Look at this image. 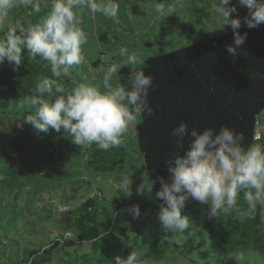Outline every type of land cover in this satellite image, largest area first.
<instances>
[{"label":"rangeland","instance_id":"374dc122","mask_svg":"<svg viewBox=\"0 0 264 264\" xmlns=\"http://www.w3.org/2000/svg\"><path fill=\"white\" fill-rule=\"evenodd\" d=\"M35 2L40 5L39 13L23 6L12 9L0 34L7 31L9 25L35 24L45 16L51 0ZM155 2H163L174 11L166 16L158 14ZM215 2L117 0L118 22L92 13L87 7L77 9L87 40L81 46L84 60L79 66H72L67 77H62V86L66 91L79 83L102 87L106 68L123 59L119 56L121 47L145 59L187 45L189 25L210 35L231 29L218 28L220 17L212 7ZM232 2L235 4L236 0ZM247 14L246 7L237 6V13L233 15L243 18ZM112 82H119L117 76ZM28 97L0 87V264H17L30 250L47 246L55 237L74 236L75 231L66 222L65 214L90 197L96 200L99 208L98 228L109 233L116 244L114 257H126L136 251L141 256V264H264V256L253 252L217 253L214 241L198 221V215L208 205L192 199L186 202L181 213L189 217L191 232L175 234L177 246L168 243L173 252L166 253L161 260L146 257V248L140 243L138 233L151 229L166 242L171 241V234L162 229L156 203L136 193L142 179L147 182L148 177L137 148L134 126L131 125L123 137L126 157L112 171L98 172L87 164L92 151L98 148L96 144L80 147L63 130L60 133L51 129L47 133L37 132L24 121L35 110L25 102ZM258 131L262 141L255 144L264 145V112L260 115ZM125 177L131 180V197H125L118 189ZM133 205L139 206L138 217L129 211ZM66 251L68 255L62 253V259L56 264H65L63 259L79 264L77 256L90 254L91 247L86 242H78ZM108 261L101 264H108Z\"/></svg>","mask_w":264,"mask_h":264},{"label":"clouds","instance_id":"9594fccd","mask_svg":"<svg viewBox=\"0 0 264 264\" xmlns=\"http://www.w3.org/2000/svg\"><path fill=\"white\" fill-rule=\"evenodd\" d=\"M20 6L40 12L35 0H0V28L11 10ZM237 6L246 7L248 14L243 18L234 16ZM82 7L118 22L117 0H51L50 10L37 23L17 22L0 34V64L7 60L14 71L18 70L25 50L29 58L46 61L51 77L36 79L32 95L25 101L35 110L24 121L37 132L63 130L77 146L94 143L107 151L122 145L131 125L152 115L148 93L153 87V77L145 73L144 60L138 53L121 47L119 56L123 59L106 68L102 87L79 83L66 91L58 81L84 60L81 46L87 40L77 12ZM212 7L220 17L218 28L232 30L233 43L225 46L230 56H235L246 41L247 33L239 32L242 20L249 29L264 24V0H236L235 4L232 0H216ZM154 9L165 16L174 11L163 2H155ZM123 66L129 69L126 83L113 84ZM171 136L178 148L183 147L185 137L190 140L183 154L174 155L168 162L170 181L161 178V187L156 192L163 201L158 218L166 234L191 232L189 217L181 214L189 199L207 204L209 217L235 213L241 223L255 219L258 205L264 209V145L245 146L243 135L227 126L197 131L180 122ZM130 185V178L125 177L118 188L125 197L133 194ZM152 186L153 182L143 178L136 193L151 192ZM241 194L246 207L238 202ZM129 211L134 217L140 215L138 205L131 206ZM113 264H141V256L136 251L126 257L116 255Z\"/></svg>","mask_w":264,"mask_h":264},{"label":"trees","instance_id":"16d2710c","mask_svg":"<svg viewBox=\"0 0 264 264\" xmlns=\"http://www.w3.org/2000/svg\"><path fill=\"white\" fill-rule=\"evenodd\" d=\"M239 32H246L247 38L235 56H230L225 47L233 43L231 29L210 35L189 25L187 45L143 59L145 73L153 77V87L148 93L152 115L144 116L133 126L147 182H153V186L151 192L145 190L138 196H146L145 200L155 202L158 208L163 203L156 196L161 178L170 181L168 162L174 155H182L190 140L185 137L182 148L174 142L171 132L180 122L197 131L227 126L243 135L245 146L262 141L254 136L264 112V24L251 29L241 26ZM22 55V65L16 71L7 60L1 64L0 87L30 97L36 79L51 77L50 66L40 58H29L26 50ZM128 71L127 66L119 70L120 83H126ZM58 82L62 84V77ZM126 155L123 143L107 151L95 148L87 164L95 171L109 172ZM238 202L246 207L243 194ZM208 212L209 207L198 215V221L201 229L214 241L217 253L253 252L264 256V209L259 205L255 219L243 223L235 213L209 217ZM98 213L94 198L82 200L65 214L66 222L75 231L74 236L55 237L47 246L30 250L17 264H56L62 259V253L68 255L66 248H72L78 242H86L91 247L90 254L77 256L79 264H101L107 260L108 264H113L116 244L109 233L98 228ZM137 237L146 248L145 256L155 260L173 252L168 243L177 246L174 236L166 242L151 229L138 233ZM63 261L71 264L70 260Z\"/></svg>","mask_w":264,"mask_h":264},{"label":"built area","instance_id":"2783aa9c","mask_svg":"<svg viewBox=\"0 0 264 264\" xmlns=\"http://www.w3.org/2000/svg\"><path fill=\"white\" fill-rule=\"evenodd\" d=\"M254 138L256 140H260L261 139V134L259 133V131H256Z\"/></svg>","mask_w":264,"mask_h":264}]
</instances>
